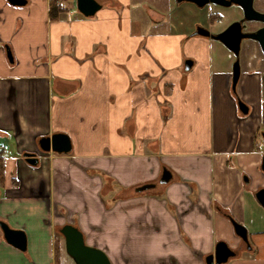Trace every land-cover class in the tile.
I'll list each match as a JSON object with an SVG mask.
<instances>
[{
  "label": "crops",
  "instance_id": "1",
  "mask_svg": "<svg viewBox=\"0 0 264 264\" xmlns=\"http://www.w3.org/2000/svg\"><path fill=\"white\" fill-rule=\"evenodd\" d=\"M96 1L84 16L76 0H0V221L26 239L21 250L0 229V264H60L54 227L74 221L133 264H205L218 240L238 242L231 219L264 243L262 53L233 90L221 43L157 20L150 2ZM53 133L69 153L39 149Z\"/></svg>",
  "mask_w": 264,
  "mask_h": 264
},
{
  "label": "water",
  "instance_id": "2",
  "mask_svg": "<svg viewBox=\"0 0 264 264\" xmlns=\"http://www.w3.org/2000/svg\"><path fill=\"white\" fill-rule=\"evenodd\" d=\"M12 5H21L25 0H7ZM101 7L96 0H76L77 10L84 16H92ZM245 19L260 20L264 24V13L254 10L251 6L243 8ZM250 12V13H248ZM246 13L248 15H246ZM207 34V35H206ZM205 35L210 39L221 43L226 49L233 53L235 59L231 68V88L234 90L236 82L240 75L239 52L242 39L254 40L259 45L260 51L264 56V25L252 32L241 31L239 22H233L225 29L217 33L206 32ZM7 59L12 62L13 56L8 46H6ZM262 86L264 95V73L262 74ZM237 105L242 113H247L248 108L241 100H237ZM264 139V135H263ZM39 149L42 151L52 150L57 153H69L71 144L69 138L64 133H53L49 136L41 137L38 140ZM24 156L29 163H36L37 159L33 153H25ZM261 170L264 172V153L261 158ZM172 178L171 171L163 167L158 178V183H167ZM155 182H146L137 185L135 192H142L155 187ZM258 203L264 208V187L257 189L254 193ZM235 235L247 240V230L244 225L231 219ZM0 229L3 237L12 245L24 250L26 247L25 234L22 230L10 228L4 221H0ZM59 233L63 237L66 254L72 259L74 264H111L107 254L99 247L86 243L85 237L78 226L72 222L63 223L59 228ZM235 252L226 244L225 241L219 240L215 243L214 253L206 256V264H221L234 256ZM214 257V261H213Z\"/></svg>",
  "mask_w": 264,
  "mask_h": 264
},
{
  "label": "flooded vegetation",
  "instance_id": "3",
  "mask_svg": "<svg viewBox=\"0 0 264 264\" xmlns=\"http://www.w3.org/2000/svg\"><path fill=\"white\" fill-rule=\"evenodd\" d=\"M250 6L254 10L264 13V0H155V3H153V6H150V9L158 14L157 20L159 21L167 20L171 24L174 22L189 23L190 30L187 33L189 37L203 36L209 38L206 36L207 34L205 35L206 32L210 34L220 32L233 22H239L241 31L243 32H252L262 27L264 24L260 20L245 19L243 8L246 9ZM162 8H164V10ZM246 15L248 14L246 13ZM215 24H221L223 26H218V28L215 29ZM246 40L249 39L241 40L240 49L243 42ZM250 41L255 43L257 50L260 51L257 42L254 40ZM238 82L239 78L236 85ZM251 235L252 234L247 231V240H243L235 235L238 238V242L234 244L225 241L235 252L234 256L239 254V250L242 246L246 252L249 253H254V251L260 249L262 243H256L255 240L250 237ZM214 247L215 243L211 251L202 255L204 259L206 256L214 253ZM249 260L252 259L249 258Z\"/></svg>",
  "mask_w": 264,
  "mask_h": 264
},
{
  "label": "rangeland",
  "instance_id": "4",
  "mask_svg": "<svg viewBox=\"0 0 264 264\" xmlns=\"http://www.w3.org/2000/svg\"><path fill=\"white\" fill-rule=\"evenodd\" d=\"M134 1L137 3V5H138V2L140 1L139 5H138L140 7L138 9L139 13H141L143 11V8H142V7H144L143 5L147 4L148 2H150L151 4L155 3V0H134ZM147 25H150V24H148V22H147L146 26ZM218 26L220 27V26H223V25H221V24L220 25L219 24L216 25L215 24V29L218 28ZM159 31L163 32L162 29L161 30L159 29ZM257 52H258V50L256 48L255 43H252L250 40L244 41L243 45H242V47L240 49V52H239V57H238L239 58V65H241L244 62V57H245L246 60L248 61V63H252V64H250L251 68L256 69V67H257L256 60H258V58H260V56H259L260 53L257 54ZM230 55L232 57V61L230 63V66L232 67V64H233V61H234L235 57H234L233 53H231V52H230ZM148 191H150V189L142 191V192H135V193L139 194V193L148 192ZM113 202H114V200H112L110 202L109 206H111V204ZM109 206H106V207H109ZM73 223H76V221H74ZM58 236L59 235H57L56 238L61 243L60 255H59L60 264H74L72 259L65 252L63 237L62 236L58 237ZM88 244L96 246V243H88ZM188 244H190V243H188ZM200 257L202 258V260L204 262V257L202 255ZM249 258L252 259V260H258V259L264 258V243H262L260 245V249L257 250V251H254V253L246 252V250L242 246L241 249L239 250V254L236 255V256L230 257L228 259V261L225 262L224 264H230L231 261H233L235 259H247L248 260ZM109 259H110V257H109ZM110 261H111V264H133L131 261H129L128 258H126V259L125 258L124 259L123 258H121V259L117 258L115 260L110 259Z\"/></svg>",
  "mask_w": 264,
  "mask_h": 264
},
{
  "label": "trees",
  "instance_id": "5",
  "mask_svg": "<svg viewBox=\"0 0 264 264\" xmlns=\"http://www.w3.org/2000/svg\"><path fill=\"white\" fill-rule=\"evenodd\" d=\"M52 6H53V2H51V6H50V10H52ZM109 204H110V202H105V206H109ZM169 207H170V205H169ZM75 226H77V224L76 223H73ZM61 227V225H55V235L57 236V235H59L58 237H60L61 235H60V233H59V228ZM58 240V239H57ZM57 264H59V262L57 263Z\"/></svg>",
  "mask_w": 264,
  "mask_h": 264
},
{
  "label": "built area",
  "instance_id": "6",
  "mask_svg": "<svg viewBox=\"0 0 264 264\" xmlns=\"http://www.w3.org/2000/svg\"><path fill=\"white\" fill-rule=\"evenodd\" d=\"M56 1H61V0H56Z\"/></svg>",
  "mask_w": 264,
  "mask_h": 264
}]
</instances>
